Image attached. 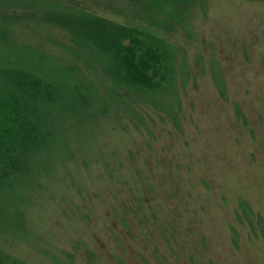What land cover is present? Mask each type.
Masks as SVG:
<instances>
[{"label": "rangeland", "instance_id": "rangeland-1", "mask_svg": "<svg viewBox=\"0 0 264 264\" xmlns=\"http://www.w3.org/2000/svg\"><path fill=\"white\" fill-rule=\"evenodd\" d=\"M77 1L184 51L181 110L173 121L121 92L107 114L69 120L66 146L25 209L30 234L1 247L24 264H264V0L198 2L192 39L125 9L147 0ZM36 11L10 6L26 15L14 36L68 62L60 44L70 35Z\"/></svg>", "mask_w": 264, "mask_h": 264}, {"label": "trees", "instance_id": "trees-1", "mask_svg": "<svg viewBox=\"0 0 264 264\" xmlns=\"http://www.w3.org/2000/svg\"><path fill=\"white\" fill-rule=\"evenodd\" d=\"M204 1L147 0L143 6L125 9L136 18L149 20V13L160 16L153 25L172 32L180 28L192 39L191 11ZM78 2L0 0V239L30 234L25 209L42 186V177L54 170V151L66 146L69 120L76 125L79 118L107 114L111 101L123 102L130 94L152 112L173 121L181 110L179 85L189 76L186 61H178L184 51ZM10 6L40 11L41 24L70 35V45L60 44L70 60L19 41L12 25L25 22L26 15H10ZM130 9L144 14H131ZM199 62L201 65L202 60ZM209 69L213 84L224 97L219 63L210 59ZM0 264L24 263L0 245Z\"/></svg>", "mask_w": 264, "mask_h": 264}]
</instances>
